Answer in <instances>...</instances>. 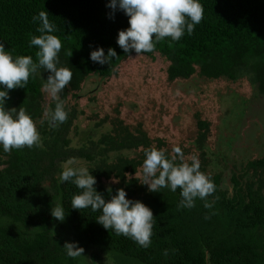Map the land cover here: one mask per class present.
I'll return each instance as SVG.
<instances>
[{"label": "trees", "instance_id": "16d2710c", "mask_svg": "<svg viewBox=\"0 0 264 264\" xmlns=\"http://www.w3.org/2000/svg\"><path fill=\"white\" fill-rule=\"evenodd\" d=\"M109 2L0 0V43H4L5 50L14 59L31 56L38 62V49L29 45L33 36L41 35L37 31L40 25L34 24L32 18L47 11L49 21L56 26L51 34L62 41L57 67L73 73L70 84L60 93L68 119L59 126H53L45 115L48 108L43 85L50 73L40 68L30 76L25 89L9 92L6 109L24 108L33 119L43 146L11 152L0 146V264H77V257L66 254L64 239L56 232L59 223L70 242H78L84 250L103 246L142 264H264V156L260 157L264 154L263 145V151L244 161H231V150L225 155L216 151L215 156L207 147L213 134L212 124L201 118L188 148L152 138L142 127L132 130L119 120L111 122L112 127L104 133L101 128L107 120L77 132L79 143L73 145L71 134L77 131L75 122L81 113L71 104L70 97L77 98L91 76L112 78L124 61L137 55L134 51L126 54L118 46V33L130 27L129 17L123 11L107 8ZM199 2L204 9L203 19L191 34L185 30L178 42L165 38L156 43L153 52L141 55L154 59L158 54L165 58L170 63V83L196 77L208 82L247 83L252 87V100L260 103L263 99V103L264 0ZM101 47L105 55L109 48L117 53L103 66L90 60V52ZM242 102L244 106L247 103ZM55 106L56 102L51 101L49 111ZM245 114L249 115L244 112L242 119ZM246 122L249 127L250 123L257 124L248 118ZM257 127L264 142V131L258 124ZM229 136L227 149L234 140ZM223 140L215 143L222 142L219 147H223ZM153 149L163 150L166 158L177 165L198 159L199 170L214 183L215 192L206 200L197 199L191 209H178L182 199L179 188L176 192L167 188L151 192L138 174L143 170L145 152ZM70 158L87 164L97 180V191L106 201L124 189L127 199L140 201L153 211L150 247L145 249L128 237L105 230L96 222L100 211L71 209L73 196L81 190L70 181L59 182L63 165ZM217 163L222 169L214 170ZM212 167L215 172L211 174ZM112 180L117 184L105 185L104 181ZM206 203L210 207H205ZM57 205L64 209V222L50 215L51 208Z\"/></svg>", "mask_w": 264, "mask_h": 264}, {"label": "clouds", "instance_id": "9594fccd", "mask_svg": "<svg viewBox=\"0 0 264 264\" xmlns=\"http://www.w3.org/2000/svg\"><path fill=\"white\" fill-rule=\"evenodd\" d=\"M107 8L115 12L117 9L129 17L130 27L118 33L117 44L124 53L135 52L137 55L153 52L156 43L171 38L178 42L187 30L188 34L194 31L196 25L203 19L204 9L199 0H110ZM111 18V17H110ZM32 22L39 23L37 31L40 36H33L30 47L38 49V62L31 56H19L15 59L5 50L4 43H0V146L5 152L21 150L25 147H42L40 134L33 119L20 107L18 110L6 109L10 99L9 92L13 89H25L30 76L42 68L50 75L43 85L52 101L56 102L54 110H46L45 115L50 117L53 126H59L68 119V113L60 100V93L70 84L72 71L68 68H58L59 53L62 41L54 33L55 24L49 21V13L41 11L32 18ZM72 56V52L69 53ZM117 53L109 48H97L90 52V60L101 66L109 64L116 58ZM177 153L180 152L176 149ZM143 162V185L151 192L167 188L176 192L179 188L182 199L178 209L195 207L197 199L206 200L215 192V185L210 178L202 173L198 159L193 158L191 164L177 165L165 156L163 150L145 152ZM158 174V175H157ZM72 182L80 193L74 195L71 209H91L102 214L96 222L105 230H112L116 235L132 239L139 246L147 249L151 245L154 222L153 211L140 201L127 199L124 189L117 190L116 194L106 201L97 191L96 178L88 167L83 166L75 158L68 159L63 165L59 182ZM109 191H111L109 189ZM205 207H210L205 204ZM50 215L59 222H64L66 215L62 206L51 208ZM69 257H77L84 251L78 242H65L63 246Z\"/></svg>", "mask_w": 264, "mask_h": 264}, {"label": "rangeland", "instance_id": "374dc122", "mask_svg": "<svg viewBox=\"0 0 264 264\" xmlns=\"http://www.w3.org/2000/svg\"><path fill=\"white\" fill-rule=\"evenodd\" d=\"M169 64L158 54L154 59L133 55L121 64L116 76L109 79L91 76L84 83L78 97H70L71 104L76 105L81 113L75 122L77 131L73 130L71 134L73 145L77 146L79 143L77 132L82 133L90 127H97L107 120L101 128L104 133L112 127L111 122L119 120L132 130L142 127L152 138L167 139L170 145H183L188 148L197 132L198 118H201L212 124L213 134L207 145L211 154L217 156V152H222L225 155L231 150V161L235 162V158L244 161L263 151L264 142L257 124L253 130L254 126L250 123L249 127L246 122L247 118L253 121L255 116L259 117V113L264 112L263 99L260 103L252 100V87L247 83L240 85L224 80L208 82L198 77L170 83L167 74ZM244 100L247 101L245 106L244 102L241 103ZM51 101L45 92L48 111ZM244 112L249 115L245 114L242 119ZM228 135L232 136L230 138L234 137V140L227 149L226 145L230 142L226 141ZM223 138L224 146L219 147L222 142L215 141ZM263 156L264 154L260 155ZM80 163L87 167L84 162ZM218 165H214L215 169L211 168V174L216 169H222ZM138 176L143 178V170ZM104 183L113 186L117 181ZM56 232L63 237L64 242H70V237L61 223L57 225ZM77 264L142 263L103 246L93 245L77 256Z\"/></svg>", "mask_w": 264, "mask_h": 264}, {"label": "flooded vegetation", "instance_id": "af4514ba", "mask_svg": "<svg viewBox=\"0 0 264 264\" xmlns=\"http://www.w3.org/2000/svg\"><path fill=\"white\" fill-rule=\"evenodd\" d=\"M260 118H262V119H260ZM253 121H256V123L259 125L260 129L263 130L264 129V112H260V116L255 117V119ZM253 126L256 127L255 124Z\"/></svg>", "mask_w": 264, "mask_h": 264}]
</instances>
